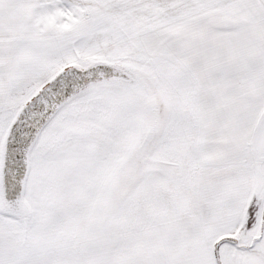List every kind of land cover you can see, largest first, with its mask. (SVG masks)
<instances>
[{"label":"snow or ice","instance_id":"1","mask_svg":"<svg viewBox=\"0 0 264 264\" xmlns=\"http://www.w3.org/2000/svg\"><path fill=\"white\" fill-rule=\"evenodd\" d=\"M0 264H264V0H0Z\"/></svg>","mask_w":264,"mask_h":264}]
</instances>
